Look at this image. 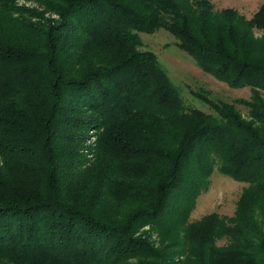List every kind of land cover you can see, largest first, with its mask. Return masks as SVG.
Here are the masks:
<instances>
[{
    "label": "trees",
    "instance_id": "1",
    "mask_svg": "<svg viewBox=\"0 0 264 264\" xmlns=\"http://www.w3.org/2000/svg\"><path fill=\"white\" fill-rule=\"evenodd\" d=\"M161 28L250 98L188 106ZM217 163L235 214L190 222ZM0 264H264V3L0 0Z\"/></svg>",
    "mask_w": 264,
    "mask_h": 264
},
{
    "label": "rangeland",
    "instance_id": "2",
    "mask_svg": "<svg viewBox=\"0 0 264 264\" xmlns=\"http://www.w3.org/2000/svg\"><path fill=\"white\" fill-rule=\"evenodd\" d=\"M215 10L234 8L246 18H251L264 3V0H212ZM260 35V31H256ZM143 49L153 51L159 58L161 65L166 69L172 82L179 88L185 103L207 113H214L213 109L200 100L195 93L205 94L211 99L235 102L237 99H248L252 89L249 86L232 87L212 74L204 71L188 53L177 45V39L166 29L161 28L153 33L140 32ZM236 106L247 116L248 109L241 105ZM92 138L91 141H93ZM203 174L199 172L197 180L201 181ZM205 182L198 188L188 221L193 222L204 216L216 212L224 219L235 214L238 200L247 186L246 182L239 181L224 174L215 164ZM225 244L226 240H219Z\"/></svg>",
    "mask_w": 264,
    "mask_h": 264
}]
</instances>
